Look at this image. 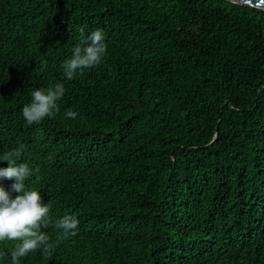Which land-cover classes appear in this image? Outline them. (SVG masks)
I'll list each match as a JSON object with an SVG mask.
<instances>
[{
  "label": "trees",
  "instance_id": "1",
  "mask_svg": "<svg viewBox=\"0 0 264 264\" xmlns=\"http://www.w3.org/2000/svg\"><path fill=\"white\" fill-rule=\"evenodd\" d=\"M81 28L104 31L106 55L69 81ZM57 82L59 112L28 125L31 92ZM20 143L52 219L80 221L20 264H264V10L0 0V160Z\"/></svg>",
  "mask_w": 264,
  "mask_h": 264
},
{
  "label": "clouds",
  "instance_id": "2",
  "mask_svg": "<svg viewBox=\"0 0 264 264\" xmlns=\"http://www.w3.org/2000/svg\"><path fill=\"white\" fill-rule=\"evenodd\" d=\"M79 32V43L73 47L71 57L61 65L63 75L69 81L74 79L78 72L82 74L85 69L100 65L106 55V35L102 29L85 34L81 28ZM41 63V70L46 69L47 62ZM65 92V85L60 82L52 87L33 90L30 102L22 108L25 122L33 125L41 123L45 118H54L60 110L58 102ZM65 115L75 118L78 113L68 110ZM24 149L25 145L20 143L5 152L0 160L7 162V167L0 168V178L13 181L7 187L0 182V243H12V264H20L22 258L36 250H41L45 257L51 256L54 246L45 229L53 227L59 232L60 238L68 239L78 234L80 223L74 214H65L53 220L50 216L51 204H44L40 191L27 186L26 181L38 173L39 168L22 162ZM5 255L7 253L0 250V258Z\"/></svg>",
  "mask_w": 264,
  "mask_h": 264
},
{
  "label": "water",
  "instance_id": "3",
  "mask_svg": "<svg viewBox=\"0 0 264 264\" xmlns=\"http://www.w3.org/2000/svg\"><path fill=\"white\" fill-rule=\"evenodd\" d=\"M233 3L264 10V0H228Z\"/></svg>",
  "mask_w": 264,
  "mask_h": 264
}]
</instances>
